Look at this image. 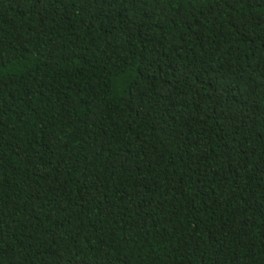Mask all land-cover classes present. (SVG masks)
<instances>
[{
    "label": "trees",
    "instance_id": "1",
    "mask_svg": "<svg viewBox=\"0 0 264 264\" xmlns=\"http://www.w3.org/2000/svg\"><path fill=\"white\" fill-rule=\"evenodd\" d=\"M264 264V0H0V264Z\"/></svg>",
    "mask_w": 264,
    "mask_h": 264
},
{
    "label": "water",
    "instance_id": "2",
    "mask_svg": "<svg viewBox=\"0 0 264 264\" xmlns=\"http://www.w3.org/2000/svg\"><path fill=\"white\" fill-rule=\"evenodd\" d=\"M71 264H93V263H88V262H73V263H71Z\"/></svg>",
    "mask_w": 264,
    "mask_h": 264
}]
</instances>
